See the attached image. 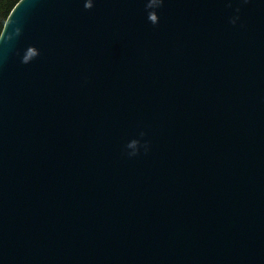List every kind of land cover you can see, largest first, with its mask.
I'll use <instances>...</instances> for the list:
<instances>
[{
    "label": "water",
    "instance_id": "water-1",
    "mask_svg": "<svg viewBox=\"0 0 264 264\" xmlns=\"http://www.w3.org/2000/svg\"><path fill=\"white\" fill-rule=\"evenodd\" d=\"M0 264H264V0H21Z\"/></svg>",
    "mask_w": 264,
    "mask_h": 264
},
{
    "label": "clouds",
    "instance_id": "clouds-1",
    "mask_svg": "<svg viewBox=\"0 0 264 264\" xmlns=\"http://www.w3.org/2000/svg\"><path fill=\"white\" fill-rule=\"evenodd\" d=\"M88 2V10H92L95 7V0H87ZM245 3H248L249 0H244ZM164 7V0H152V8L156 10L157 15L159 16V9ZM237 13H239L240 9L237 8L236 9ZM239 20V16H235L231 23L233 25H235L237 23V21ZM160 20L157 21L156 23H151L152 25L156 26L159 25ZM145 135V134H144ZM141 149L144 150L145 153H147L148 149H149V145L147 143H141V141H138L135 147V150L132 152H127L128 156L131 157H136L138 155H140Z\"/></svg>",
    "mask_w": 264,
    "mask_h": 264
},
{
    "label": "trees",
    "instance_id": "trees-1",
    "mask_svg": "<svg viewBox=\"0 0 264 264\" xmlns=\"http://www.w3.org/2000/svg\"><path fill=\"white\" fill-rule=\"evenodd\" d=\"M20 1L21 0H0V36L8 17Z\"/></svg>",
    "mask_w": 264,
    "mask_h": 264
},
{
    "label": "snow or ice",
    "instance_id": "snow-or-ice-1",
    "mask_svg": "<svg viewBox=\"0 0 264 264\" xmlns=\"http://www.w3.org/2000/svg\"><path fill=\"white\" fill-rule=\"evenodd\" d=\"M95 2H96V0H95ZM164 4H165V0H164ZM155 19V18H154Z\"/></svg>",
    "mask_w": 264,
    "mask_h": 264
}]
</instances>
